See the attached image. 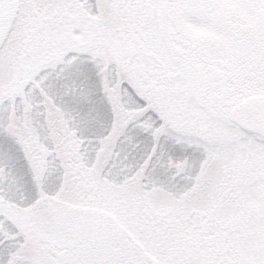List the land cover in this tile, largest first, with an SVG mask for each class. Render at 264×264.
Listing matches in <instances>:
<instances>
[{"label":"snow or ice","instance_id":"obj_1","mask_svg":"<svg viewBox=\"0 0 264 264\" xmlns=\"http://www.w3.org/2000/svg\"><path fill=\"white\" fill-rule=\"evenodd\" d=\"M0 264H264V0H0Z\"/></svg>","mask_w":264,"mask_h":264}]
</instances>
